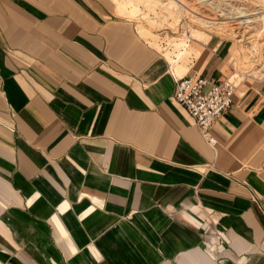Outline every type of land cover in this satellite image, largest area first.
<instances>
[{"label":"crops","instance_id":"crops-1","mask_svg":"<svg viewBox=\"0 0 264 264\" xmlns=\"http://www.w3.org/2000/svg\"><path fill=\"white\" fill-rule=\"evenodd\" d=\"M108 1L0 0V264H264V80L211 147L174 76L223 81L235 44Z\"/></svg>","mask_w":264,"mask_h":264},{"label":"rangeland","instance_id":"rangeland-1","mask_svg":"<svg viewBox=\"0 0 264 264\" xmlns=\"http://www.w3.org/2000/svg\"><path fill=\"white\" fill-rule=\"evenodd\" d=\"M98 1L119 15L108 0ZM116 1L126 13H121V17L136 24L141 33L156 34L157 42L171 40L178 44V48L183 45L186 50L191 48L186 35L206 32L210 42L218 40L235 44L239 51L235 66L250 78L246 83L264 80V0ZM191 63L189 60L186 65ZM231 73L238 75L234 69ZM241 88L239 86V90Z\"/></svg>","mask_w":264,"mask_h":264},{"label":"built area","instance_id":"built-area-1","mask_svg":"<svg viewBox=\"0 0 264 264\" xmlns=\"http://www.w3.org/2000/svg\"><path fill=\"white\" fill-rule=\"evenodd\" d=\"M191 35V33H190ZM175 99L192 117L203 139L211 147L217 144L212 133L215 122L233 105L239 90L237 77L233 74L223 81L208 78H176Z\"/></svg>","mask_w":264,"mask_h":264},{"label":"bare ground","instance_id":"bare-ground-1","mask_svg":"<svg viewBox=\"0 0 264 264\" xmlns=\"http://www.w3.org/2000/svg\"><path fill=\"white\" fill-rule=\"evenodd\" d=\"M192 33L193 34H191L190 36L186 35L187 43H194V41H195V42L200 43V44L202 43L205 46H207L208 43H210V40L208 38V34L206 32H197V33L192 32ZM234 70L238 71V75H235V74L234 75H235V77L237 76V81L239 83V86H241L243 82L250 80V78H248V77L246 78V75L241 74L236 67L234 68Z\"/></svg>","mask_w":264,"mask_h":264}]
</instances>
